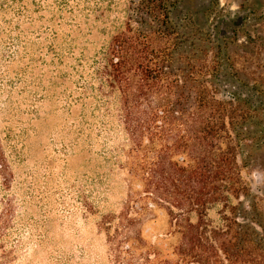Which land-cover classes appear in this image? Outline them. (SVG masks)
I'll return each instance as SVG.
<instances>
[{"label": "trees", "instance_id": "1", "mask_svg": "<svg viewBox=\"0 0 264 264\" xmlns=\"http://www.w3.org/2000/svg\"><path fill=\"white\" fill-rule=\"evenodd\" d=\"M18 2L0 0V11ZM176 3L133 0L121 29L94 52L88 78L80 73L79 90L93 100L87 136L102 140L110 171L103 180L92 176L107 189L87 205L98 215L103 257L110 264H264L262 198L241 178L234 151L248 137L246 124L262 111L264 92L249 88L237 105L216 101L206 86L211 74L247 89L232 75L214 74L218 58L208 75L193 57L174 67L181 43L160 39L177 35L170 18ZM132 16L139 25L148 18L154 29L140 30ZM221 57L228 60L224 50ZM119 169L125 192L115 210L108 202L110 177ZM13 181L0 147V264L16 256L17 245L8 244Z\"/></svg>", "mask_w": 264, "mask_h": 264}, {"label": "rangeland", "instance_id": "2", "mask_svg": "<svg viewBox=\"0 0 264 264\" xmlns=\"http://www.w3.org/2000/svg\"><path fill=\"white\" fill-rule=\"evenodd\" d=\"M132 2L20 0L0 11V147L14 176L16 209L8 240L17 245L16 256L10 264H110L103 257L98 215L87 209L107 189L92 176L103 180L110 171L102 140L87 136L93 100L79 86L88 78L94 52L121 29ZM170 18L177 35L160 40L181 43L174 67L193 57L208 75L218 58L214 74L232 75L247 86L216 82L211 74L206 86L216 101L237 105L249 88L264 92V0H177ZM136 21L140 30L155 27L148 18L142 25ZM254 95L248 94L255 104ZM260 109L234 151L241 178L264 208V106ZM116 160L122 162L123 155ZM110 178L108 202L118 210L124 171Z\"/></svg>", "mask_w": 264, "mask_h": 264}]
</instances>
